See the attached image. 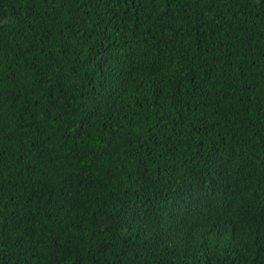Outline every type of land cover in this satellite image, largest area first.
Listing matches in <instances>:
<instances>
[{"label": "trees", "instance_id": "trees-1", "mask_svg": "<svg viewBox=\"0 0 264 264\" xmlns=\"http://www.w3.org/2000/svg\"><path fill=\"white\" fill-rule=\"evenodd\" d=\"M0 264H264V0H0Z\"/></svg>", "mask_w": 264, "mask_h": 264}]
</instances>
